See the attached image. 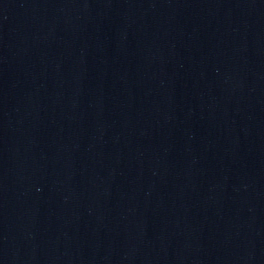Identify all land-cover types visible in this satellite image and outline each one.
Here are the masks:
<instances>
[{
	"label": "water",
	"instance_id": "95a60500",
	"mask_svg": "<svg viewBox=\"0 0 264 264\" xmlns=\"http://www.w3.org/2000/svg\"><path fill=\"white\" fill-rule=\"evenodd\" d=\"M0 264H264V0H0Z\"/></svg>",
	"mask_w": 264,
	"mask_h": 264
}]
</instances>
